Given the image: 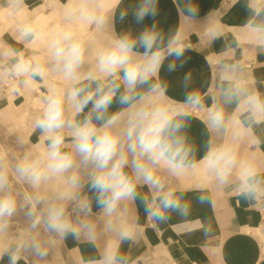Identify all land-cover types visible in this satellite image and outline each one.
<instances>
[{"label":"clouds","instance_id":"clouds-1","mask_svg":"<svg viewBox=\"0 0 264 264\" xmlns=\"http://www.w3.org/2000/svg\"><path fill=\"white\" fill-rule=\"evenodd\" d=\"M22 6L23 0H9V15L18 13ZM179 11L185 19L199 15L192 0H186ZM125 15L121 14V20ZM157 15V0H140L132 19L142 26L146 19L155 20ZM252 16L248 26L254 33L264 35V22L255 20L264 17V6L254 7ZM93 19L97 24L104 22L103 17ZM207 35L210 40L218 38L211 29ZM37 37L38 30L31 23L19 29L20 41L31 43ZM162 40L155 24L143 28L138 37L124 35L104 49L95 67L89 70L84 69L83 43L68 30L50 40L48 63L26 58L15 49L6 53L13 61L7 73L21 78L25 86L48 77L69 84L67 89L49 90L34 120V129L46 140L42 154L25 156L11 168L15 179L32 189L23 195L22 202L11 191L9 169L0 155V234L7 232L9 220L18 211H23L29 222L22 235L0 246V258L6 255L8 264H19L25 255L46 261L53 239L95 241L100 232L112 233L115 241L95 264H128L119 244L132 241L135 230L131 223L120 221L122 205L139 198L147 217L154 222L169 220L170 213L181 218L189 215V205L166 188L159 173L178 175L197 166L189 160L191 150L178 133L185 127L187 109L201 108L203 100L199 91L193 90L179 106L154 102L163 94L155 81L164 61L168 57L179 60L184 55V48L176 39L169 38L166 49L161 47ZM176 67L174 62L167 66L170 72ZM237 69L235 64L221 66L222 99L243 109L249 123H259L264 120V97L233 84L225 86ZM187 83L185 77L186 87ZM114 102L121 107L109 111ZM224 125L223 109L210 108L207 127L219 130ZM199 163L225 183L238 162L229 149L220 146L210 147ZM257 175L252 164L242 168L241 184L246 196L255 191ZM53 179H59L61 184L51 195L42 194V185ZM143 187H147L148 194L141 195ZM198 202L210 201L201 195Z\"/></svg>","mask_w":264,"mask_h":264},{"label":"crops","instance_id":"crops-1","mask_svg":"<svg viewBox=\"0 0 264 264\" xmlns=\"http://www.w3.org/2000/svg\"><path fill=\"white\" fill-rule=\"evenodd\" d=\"M199 10L194 19H185L179 9L186 0H157L158 15L137 26L132 13L140 0H23L21 10L9 15V0H0V130L11 129L25 138L36 154H42L46 140L34 129L49 90L67 89L69 84L55 77L36 79L25 86L21 78L7 73L13 62L6 55L10 49L26 58L48 63L50 40L61 31H72L85 48L84 69L95 67L98 55L124 35L138 37L145 27L156 25L162 35V48L174 38L184 48L179 59L168 57L155 81L163 94L154 102L179 106L190 91H199L203 106L188 108L185 127L178 133L189 148V167L178 175L161 171L166 188L175 192L189 205L186 218L170 213L163 222L150 220L140 199L122 205L120 221L131 223L135 235L132 241L119 244V251L128 264H264V120L249 123L247 113L236 103H225L221 94V66L235 64L237 71L225 86L233 84L264 97V35L248 26L252 9L264 6V0H192ZM126 13L123 20L121 14ZM94 17H103L97 24ZM257 23L264 17L255 18ZM31 23L38 37L31 43L18 40L19 29ZM214 30L218 38L210 40L207 32ZM142 53L143 49H136ZM177 67L168 71V64ZM185 77L188 78L187 87ZM121 106L114 102L109 111ZM222 108L225 125L222 129L207 127L208 110ZM88 109H85L87 113ZM77 119H82L77 117ZM6 144H15L6 140ZM223 146L237 159V166L227 181L220 183L202 164L210 147ZM252 164L258 170L255 191L246 196L241 184V170ZM148 194L147 187L140 189ZM209 198L200 204L198 197ZM97 210L93 207V212ZM115 241L112 233L100 232L95 241L62 240L66 253L75 256L79 264H95L106 247ZM11 243L0 234V246ZM8 264V257L0 258ZM19 264H31L24 256Z\"/></svg>","mask_w":264,"mask_h":264},{"label":"rangeland","instance_id":"rangeland-1","mask_svg":"<svg viewBox=\"0 0 264 264\" xmlns=\"http://www.w3.org/2000/svg\"><path fill=\"white\" fill-rule=\"evenodd\" d=\"M19 133V132H18ZM11 129L0 130V155L3 156V163L8 166L10 175L11 191L16 195L18 201L22 202L23 195L31 192L32 189L28 185L18 182L12 175L11 168L25 156H39L34 150L29 148L25 142V138ZM6 140H14L15 144H6ZM61 184L59 179H53L42 185L40 192L44 195H51V193ZM9 227L6 233L8 241L12 242L15 238L22 235L29 226L24 212L18 211L17 214L9 220ZM42 238H46L45 234L41 233ZM52 251L46 261H36L30 256H26L31 264H79L75 256L66 253L64 250L61 239L55 238L52 241Z\"/></svg>","mask_w":264,"mask_h":264}]
</instances>
